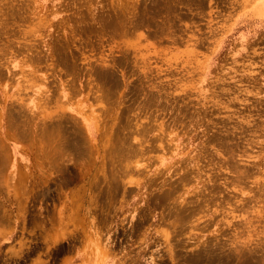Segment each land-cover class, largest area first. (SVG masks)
I'll list each match as a JSON object with an SVG mask.
<instances>
[{
  "label": "rangeland",
  "instance_id": "obj_1",
  "mask_svg": "<svg viewBox=\"0 0 264 264\" xmlns=\"http://www.w3.org/2000/svg\"><path fill=\"white\" fill-rule=\"evenodd\" d=\"M0 264H264V0H0Z\"/></svg>",
  "mask_w": 264,
  "mask_h": 264
},
{
  "label": "bare ground",
  "instance_id": "obj_2",
  "mask_svg": "<svg viewBox=\"0 0 264 264\" xmlns=\"http://www.w3.org/2000/svg\"><path fill=\"white\" fill-rule=\"evenodd\" d=\"M14 119V118H13ZM18 129V128H17ZM119 129V128H118ZM19 130V129H18ZM20 131V130H19ZM121 134V133H120ZM24 136V135H23ZM78 139V138H77ZM122 151V150H121ZM125 151V150H124Z\"/></svg>",
  "mask_w": 264,
  "mask_h": 264
}]
</instances>
